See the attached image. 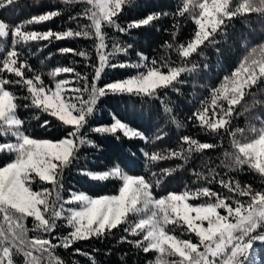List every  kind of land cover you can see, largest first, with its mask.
Instances as JSON below:
<instances>
[{
    "label": "snow or ice",
    "instance_id": "1",
    "mask_svg": "<svg viewBox=\"0 0 264 264\" xmlns=\"http://www.w3.org/2000/svg\"><path fill=\"white\" fill-rule=\"evenodd\" d=\"M16 2L17 0H0V10L9 8ZM73 2L74 0H65V3ZM82 2L90 7L85 8L82 14L70 17L71 20L85 18L91 21L80 31H28L25 24L10 26L0 20V38L11 40V47L0 62V73L7 72L20 78H0V132L15 137L14 143H0V153L6 151L15 156L10 162L0 166V264H17V257L22 259V264H63L54 257L55 248L68 249L77 241L109 235L121 225H129L124 231L142 239L133 242L122 236L120 242L134 243L144 253H157L155 264H255L252 259L256 251L254 245L256 242L264 243V191H254L250 185L241 187L239 181H225L222 177L217 179L219 173L213 172L211 180L207 176L203 179L209 183H219L235 196L248 197L247 202L234 199L233 206L226 202L228 198H222L208 187L198 188L195 192H169L157 199L153 196L152 183L142 175L124 172L119 164L102 172L79 170V174L92 180H120L118 194L93 198L69 189L67 199L61 195L64 189V169L80 159L78 153L81 147H99L87 139V133L83 129L88 125L89 117L93 115L100 98L127 95L155 99L161 89L173 88L176 83H180L183 72L195 69V65L192 69L186 66L173 67L167 62L158 64L156 60H152L149 65L147 57L141 53H138L141 57L140 64L112 63V57L121 52L126 53V49L114 43L112 50L108 51L103 27L107 25L127 34L132 29L150 25L161 14H149L146 18L130 22L124 28L116 19L129 0ZM251 13L264 17V0H239L235 6L233 0H183L176 15L191 16L196 25L194 37L186 44H166V47L175 50L182 62H187L192 54L199 53L200 47L206 42H216L215 35L222 26L226 27L233 18ZM59 14L58 11L45 12L31 17L25 23L39 24L50 21ZM173 36L175 37V33ZM78 37H94L97 41L99 64L94 67L95 75L91 84L86 75L75 72L71 67H58L49 73L53 79L60 73H74L73 81L61 80L56 83L55 89L48 88L38 74H34L31 79L25 77V69H32L26 61H21L22 47L32 41L43 40L51 43L53 40ZM60 52H72L90 59L84 51L63 48ZM109 67H143L145 71L123 80L106 83L102 87L98 86L105 68ZM165 67L167 72L162 70ZM81 82L82 86H79ZM70 83L78 86L68 87ZM14 84L27 86L29 95L23 99L30 102L24 104V108H35L47 113L59 122L66 135L59 139H36L26 134L25 122L17 116V109L20 107L17 101L20 98L6 87ZM225 85L213 89L211 107L202 102V108L189 119L198 121L201 128L211 133L220 134L223 130L232 137L235 151L232 153V165H228L230 169L247 165L250 170L264 178V121H261L262 126L259 128L250 127L248 135H245L244 129L232 130L230 127L234 115L238 114L236 105L252 94L253 88L264 85V44L251 49L231 76L225 77ZM165 109L171 111L166 105ZM112 120L110 125L97 126L89 131L110 134L117 140L120 139L118 133H122L129 139L139 138L149 142V138L141 131L122 122L115 114L112 115ZM41 127H51V121L45 119ZM156 139L161 137L157 136ZM181 139L187 148H181L180 152L169 151L166 155H149L143 149L141 152L147 161L155 162L173 157L187 159L193 152L202 153L216 147L215 144L201 143L189 136ZM170 171L172 170H163L161 178ZM197 175L199 178V174ZM37 178L42 184H51V189L42 187L39 191L33 190L32 185ZM155 186H160L159 180ZM202 198H206L204 203H190V200ZM219 209H223L226 214L222 215ZM146 211L150 214L135 223L130 222V215ZM29 219L33 222L31 228L27 226ZM59 220H65L72 229L65 236L54 235ZM169 224L183 225L185 231L194 236L195 242L193 239H181L170 234ZM30 232L36 234L30 236ZM53 240L57 243H53ZM76 252L79 253L80 249H76Z\"/></svg>",
    "mask_w": 264,
    "mask_h": 264
},
{
    "label": "trees",
    "instance_id": "2",
    "mask_svg": "<svg viewBox=\"0 0 264 264\" xmlns=\"http://www.w3.org/2000/svg\"><path fill=\"white\" fill-rule=\"evenodd\" d=\"M238 2L239 0H233V6ZM182 4L183 0H129L116 19L121 27L126 28L130 22L146 18L149 14L159 13L161 15L150 25L132 29L127 34L107 25L103 27L108 51L112 50L114 43L126 49V53L121 52L112 57V63L140 64L141 57L138 53H141L147 57L149 65L152 60H156L158 64L167 62L173 67L186 66L192 69L195 65V69L183 72L180 76V83H176L173 88L161 89L158 98L155 99L127 95H108L100 98L93 115L89 117L88 125L83 129V132L87 133V139L99 147L98 149L88 145L81 147L78 153L80 159L64 169L62 181L64 189L61 195L65 199L69 196V189L76 193L83 192L93 198L116 194L121 186L120 180L115 178L104 181L92 180L88 176L79 174V170L102 172L117 164L128 174L144 176L153 184L152 192L156 198L165 196L169 192L180 193L185 190L195 192L198 188L208 187L219 193L222 198H228L226 202L229 204H233L234 199L247 202L248 197L235 196L219 183H209L203 179L207 176L211 180L213 172L220 174L217 179L222 177L225 181L230 179L233 182L239 181L241 187L250 185L254 191H264V178L250 170L247 165L242 168L230 169L228 167L232 165V153L235 151L232 137L228 133L223 130L220 134L211 133L201 128L198 121L194 122L189 119L194 112L202 108V102L211 107L213 89L226 86L225 77L231 76L252 48L264 44V17L258 13H251L244 17L233 18L215 35L214 44L206 42L200 47L199 53L192 54L187 62H182L175 50L166 47V44L174 46L186 44L194 37L196 25L191 16L189 14L176 15ZM87 7L90 6L82 0H74L70 4L65 3V0H17L13 6L0 10V20L7 22L10 26L25 24L28 31L45 32L49 29L53 32L70 29L80 31L91 21L85 18L71 20L70 17L82 14ZM49 11H58L60 14L50 21L39 24L25 23L31 17ZM96 44L94 37L66 38L60 41L53 40L51 43L43 40L29 42L21 48V61H26L32 69V71L25 69V77L31 79L34 74H38L48 88L55 89L56 83L61 80L73 81L74 73H60L55 79L49 73L58 67H71L75 72L86 75L91 84L95 75L94 67L98 66ZM129 45L131 47H128ZM10 47V38L7 41L0 38V62ZM63 48L74 49L76 52H87L90 59L74 55L72 52L62 54L60 49ZM0 68H2V63H0ZM162 70L168 71L166 67ZM141 71L145 69L143 67L105 68L98 86L102 87L106 83L135 76ZM0 78L20 79L7 72L0 73ZM82 83L79 86H82ZM76 86L78 85L70 83L68 87ZM6 87L20 98L17 101L20 105L17 109V116L25 122L26 134L36 139H59L66 135L59 122L47 113L35 108L23 107L24 104L30 102L23 99L29 95L27 86L14 84ZM251 93L241 104L236 105L238 114L234 115L230 126L232 130L244 129L245 135L249 134L250 127L259 128L262 126L261 121H264V85L260 88H253ZM165 105L171 109L170 112L166 111ZM113 114L130 127L141 131L149 138V142L146 143L139 138L129 139L122 133H118L120 139L117 140L110 134L89 131L90 128L110 125L113 122ZM45 119L51 121V127H41ZM157 136L161 139H156ZM184 136H189L201 143L215 144L216 147L204 150L202 153L193 152L187 159L173 157L155 162L147 161L141 152V149L149 155L153 153L166 155L169 151L180 152L181 148H187L181 139ZM4 142L14 143L15 137L0 132V143ZM14 158V154L6 151L0 153V166ZM165 169L172 171L161 178ZM158 180L160 186L156 187ZM32 187L33 190L39 191L42 187L51 189L52 185L42 184L37 178ZM205 199L190 200V203L201 204L205 202ZM27 226L29 228L33 226L31 219ZM128 226L121 225L113 229L111 234L100 238L92 237L88 240L77 241L68 249L57 247L53 250V255L63 264H150V262L155 264V252L144 253L136 248L134 243L120 242L122 236L133 242L142 239V237L126 233L124 228ZM172 227L173 230H171ZM168 229L170 234L181 239H193L195 242L194 236L187 233L183 225L169 224ZM71 230L65 220H59L54 235L65 236ZM35 234L29 233L30 236ZM53 243L57 241L53 240ZM254 248L256 251L252 259L255 264H264V243L256 242ZM76 249H80V252L77 253ZM16 259L17 264H22L21 258Z\"/></svg>",
    "mask_w": 264,
    "mask_h": 264
},
{
    "label": "rangeland",
    "instance_id": "3",
    "mask_svg": "<svg viewBox=\"0 0 264 264\" xmlns=\"http://www.w3.org/2000/svg\"><path fill=\"white\" fill-rule=\"evenodd\" d=\"M98 64H99V61H98ZM116 194H118V192L116 193ZM154 196V195H153ZM98 198V197H97ZM156 198V197H155ZM157 199H159V198H157ZM69 207H78L77 205H69ZM219 211H220V213L222 214V215H224V214H226L225 212H224V210L223 209H219ZM150 214V212H145V213H141V214H137V215H130L131 216V218L129 219L130 220V222L131 223H135L136 221H138L140 218H142L143 216H145V215H149ZM132 216H133V218H132ZM171 230H173V227L171 228ZM156 254V258H157V253H155Z\"/></svg>",
    "mask_w": 264,
    "mask_h": 264
}]
</instances>
